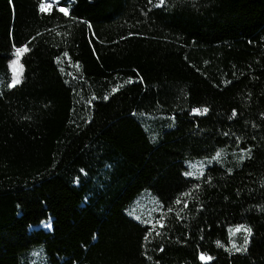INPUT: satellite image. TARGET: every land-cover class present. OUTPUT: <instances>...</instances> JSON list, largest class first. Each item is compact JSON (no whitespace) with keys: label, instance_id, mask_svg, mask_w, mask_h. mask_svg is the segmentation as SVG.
<instances>
[{"label":"trees","instance_id":"1","mask_svg":"<svg viewBox=\"0 0 264 264\" xmlns=\"http://www.w3.org/2000/svg\"><path fill=\"white\" fill-rule=\"evenodd\" d=\"M41 3L0 0V264H264V0Z\"/></svg>","mask_w":264,"mask_h":264},{"label":"snow or ice","instance_id":"2","mask_svg":"<svg viewBox=\"0 0 264 264\" xmlns=\"http://www.w3.org/2000/svg\"><path fill=\"white\" fill-rule=\"evenodd\" d=\"M150 2H151V0H150ZM53 3H55L56 5L59 6V4L61 3V0H53ZM53 3H48V4L41 3L40 8H41L42 11H51L52 7H53ZM164 5H165V0H158V4L156 6L160 7V6H164ZM59 11L64 13L65 15L69 14V10H68L67 7H59ZM27 51H29L27 46H23V47L17 48L15 54H16V56L19 57L21 54H23V53H25ZM64 55L67 56L68 53H64ZM16 64H17V61H13L12 62L13 73L14 74H13V77H12V82H11V84L8 85V87H14L15 85H17V84H19L21 82L20 79L18 78V74L16 73ZM207 111H208L207 108H205L203 110L204 113H207ZM193 112L199 114L201 112V110L200 109H193ZM235 114L236 113L234 111L233 112V116H235ZM247 151L250 153L251 150L249 149ZM219 155H220V153H217V157ZM185 175L191 176L192 173L191 172H186ZM184 195H187V193H185ZM177 202H179V200ZM186 206H187V204L185 203V207ZM169 211H172V209H169ZM161 219H163V217ZM160 226L163 227L164 225L161 223ZM241 230H243L244 233H245L243 246L242 247H236L235 243H233V248H235V251H237V252L247 251V245L250 242L249 238L252 235V228L251 227H247V226L242 225V224L236 226L235 231L233 232V234H235V232H239ZM157 235H159V233H157ZM200 259L201 260H211L212 257L211 256H206L204 253H201L200 254Z\"/></svg>","mask_w":264,"mask_h":264},{"label":"rangeland","instance_id":"3","mask_svg":"<svg viewBox=\"0 0 264 264\" xmlns=\"http://www.w3.org/2000/svg\"><path fill=\"white\" fill-rule=\"evenodd\" d=\"M44 3L45 4L53 3V0H44ZM53 5H55V3H53ZM23 55H24V53L21 54L18 59L14 60V61H17V64H16V73L18 74V78L20 79V81L22 80V75H23V66H22V63H21V57ZM12 62H10L9 68H10L11 76L13 77V74L14 73H13ZM12 77H11V82H12ZM34 229H44V230H48L49 229V225L46 224V223H44L41 226L36 227ZM234 231H235V229L231 230V232H230V240H229L230 245H229V247H230L231 251L237 252V251H235V248H233V243H235L236 247H242L243 246V243H244L245 233H244L243 230H241V231L235 232V234H233ZM34 257H35V259L39 258L38 254H34Z\"/></svg>","mask_w":264,"mask_h":264}]
</instances>
